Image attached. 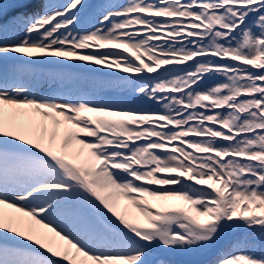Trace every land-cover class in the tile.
Listing matches in <instances>:
<instances>
[{
  "label": "snow or ice",
  "instance_id": "obj_1",
  "mask_svg": "<svg viewBox=\"0 0 264 264\" xmlns=\"http://www.w3.org/2000/svg\"><path fill=\"white\" fill-rule=\"evenodd\" d=\"M35 2L0 0V34L22 33L0 60L136 74L156 107L38 96L0 62L3 264H148L153 246L207 247L229 226L264 237V0L108 2L88 29L87 0ZM76 196L115 219L72 210L65 227L55 217ZM255 247L216 264H264Z\"/></svg>",
  "mask_w": 264,
  "mask_h": 264
},
{
  "label": "rangeland",
  "instance_id": "obj_2",
  "mask_svg": "<svg viewBox=\"0 0 264 264\" xmlns=\"http://www.w3.org/2000/svg\"><path fill=\"white\" fill-rule=\"evenodd\" d=\"M111 0H88V3L92 2L91 9L87 12V15H84V20L86 21V26L83 27V23L80 22L77 26L78 29H81L83 27L84 29H88L91 26L90 19L98 16V12L100 11V7ZM84 11V10H83ZM82 28V29H83ZM22 33L15 29L8 30L2 37H0V41H8L11 42L15 39H17ZM33 59H39V58H33ZM57 60H63V63L56 62ZM0 62L3 63L5 68H10L9 72L15 73V79L19 82L23 81V83L30 86L33 91L38 96H65L69 93V90L73 92L74 96H80L77 94H81L84 90H90L93 88L94 85H96V88H100L102 86V81L100 79L92 80L91 77H93V74H99L101 76H109V78H114L113 76L119 77V76H133L136 74H128L123 73L121 70L118 69H108L104 66H98L91 64L90 62H87L88 64H83L81 61H70L66 58H52L51 60L40 62V63H28L25 59H21L17 56H10L6 58H2ZM13 63L16 64H23L27 66H21L19 68L18 66H14ZM15 70V71H14ZM19 70V71H17ZM56 73V74H55ZM69 75V76H68ZM154 75V74H153ZM70 79V81L66 82V78ZM81 76L82 82H81ZM102 78V77H100ZM120 78V77H119ZM219 78L213 77L212 80H217ZM85 80V81H84ZM108 81L115 82V80H110L107 78ZM105 82V81H104ZM112 82H109L106 86H111ZM211 82V81H210ZM55 83L58 84H66L65 87V93H63V90L54 89ZM120 86L122 87L121 90H128L126 87V84L124 81L120 83ZM129 91L126 93L130 94V98L123 99H117V98H107L104 97L103 101L100 102H108L113 104H121L125 106L128 104L129 106L126 107H156V105L152 104L151 102L147 101L145 98H142L138 93H136L134 90H132V87ZM77 89L78 93H74L73 90ZM83 89V90H82ZM82 90V91H81ZM102 93V92H100ZM98 94L99 97L96 96V94L87 96V99L98 101L97 98H101L102 95ZM125 93V94H126ZM123 95V97H126L127 95ZM119 96V94H116ZM85 97V96H84ZM141 102V104L139 103ZM140 104V105H139ZM63 130V129H62ZM168 187H178V186H168ZM151 200V198H149ZM155 203V201H153ZM120 203H126V201L121 200ZM98 204V202H97ZM67 205L70 208H67ZM61 209V213L66 217L68 220V224L65 227H69L71 220L69 219L70 213L72 216V210H75V212H79L81 209L87 210V212H91L90 217H97L102 218L105 221L107 220L105 217V213L102 208H92L91 205H89L82 197L76 196L73 198L72 202L70 204H67ZM100 206V205H99ZM123 210V206L121 207ZM71 210V211H70ZM130 212L134 213L135 215L139 216V213L136 212V209L133 207L130 209ZM107 214V213H106ZM108 217L109 214H107ZM57 218L60 222H62L63 217L58 215ZM253 234V235H252ZM13 235V234H10ZM17 239H23L21 237H17ZM240 243L244 246V251H252V245H255V254L257 256H260L264 254V237H261L258 232H254L242 225L240 226H229L224 229V231L220 234L218 239L211 245L203 248H195V249H166L162 245H156L149 249V256H148V264H202L204 259L212 258L215 253L221 249H223L224 245H227L229 243L235 242ZM25 243H30L25 241ZM245 243L247 246H245ZM38 247V246H34ZM261 250L263 252H261ZM2 256V254H0Z\"/></svg>",
  "mask_w": 264,
  "mask_h": 264
},
{
  "label": "trees",
  "instance_id": "obj_3",
  "mask_svg": "<svg viewBox=\"0 0 264 264\" xmlns=\"http://www.w3.org/2000/svg\"><path fill=\"white\" fill-rule=\"evenodd\" d=\"M139 103H140V101H139ZM140 105V104H139ZM253 235V234H252ZM238 243H236V241L235 242H232V243H229V244H227V245H224L223 247V249H221V250H219V252L218 253H216L211 259H209L208 261H206V262H203L202 264H216V261L218 260V258L220 257V254L222 253V252H228V251H231L232 249H233V247L234 246H236ZM240 244V243H239ZM240 246H241V248H242V250H243V248H244V246L242 245V244H240ZM261 252H263L262 250H261ZM264 253V252H263ZM171 264V263H170ZM176 264V263H175ZM178 264V263H177Z\"/></svg>",
  "mask_w": 264,
  "mask_h": 264
},
{
  "label": "bare ground",
  "instance_id": "obj_4",
  "mask_svg": "<svg viewBox=\"0 0 264 264\" xmlns=\"http://www.w3.org/2000/svg\"><path fill=\"white\" fill-rule=\"evenodd\" d=\"M83 64H88V63H87V62H83ZM49 123H50V122H49ZM4 211H5L6 214H14V212H15V210H13V209H8V208H5ZM90 214L92 215L91 212H90V213L88 212V215H90ZM93 218H95V219L98 220V221H99V220H104V219H102V218H97V217H93Z\"/></svg>",
  "mask_w": 264,
  "mask_h": 264
}]
</instances>
